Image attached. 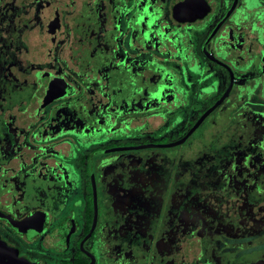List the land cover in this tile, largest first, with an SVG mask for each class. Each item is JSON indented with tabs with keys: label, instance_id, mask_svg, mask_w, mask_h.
<instances>
[{
	"label": "flooded vegetation",
	"instance_id": "flooded-vegetation-1",
	"mask_svg": "<svg viewBox=\"0 0 264 264\" xmlns=\"http://www.w3.org/2000/svg\"><path fill=\"white\" fill-rule=\"evenodd\" d=\"M40 24L74 33L75 66L54 41L49 62L22 57ZM209 109L174 169L134 152L159 140L74 142L170 118L188 124L179 141ZM0 212L5 264H264V0H0Z\"/></svg>",
	"mask_w": 264,
	"mask_h": 264
},
{
	"label": "rangeland",
	"instance_id": "rangeland-1",
	"mask_svg": "<svg viewBox=\"0 0 264 264\" xmlns=\"http://www.w3.org/2000/svg\"><path fill=\"white\" fill-rule=\"evenodd\" d=\"M63 5L67 4V6H69L70 1L71 0H59ZM77 1V3L79 4L80 0H75V2ZM32 14V11H31ZM32 19L35 20V22L37 24H39V21L41 22H48L52 20L53 17V13L52 11L42 14V20H40L38 17L34 18L33 16H31ZM37 20H39L37 22ZM53 23V22H52ZM34 24V23H33ZM45 25L40 24L39 25H35L37 27H34L32 30H30L27 33V41L29 43V50H24L22 57L25 60H29V61H33L36 64H41V63H45V62H49L51 60V54H52V50L51 48L53 47H58L62 50V57L67 59L69 64L71 66L74 65V62L71 61V52L73 49H75L78 46L77 43V37L71 36L68 37L65 34H61L59 33L56 38H53L52 41H50L49 39L53 36L52 35V31L48 30V28H45ZM54 41V43L52 44V42ZM50 54V55H49ZM75 66V65H74ZM67 73V70L64 71ZM171 74L174 75V77H177L175 74V71H172V69L169 70V76L171 77ZM71 75V73H70ZM73 76V75H72ZM74 84L76 85V87H78V89L82 87V83L79 80V77L77 75H74ZM39 94V93H38ZM45 93L41 92L39 94V108H36L35 110V114H38L39 112H43L46 111L48 108L47 106L50 104L48 102V99L44 96ZM32 104H34L32 102ZM31 110H33V107H30ZM31 110H27L29 112H31ZM18 109H14L13 112L18 113ZM26 111V112H27ZM34 111V110H33ZM31 117V116H30ZM176 118V117H175ZM173 120V121H171ZM17 123H19V120H17ZM125 124V123H124ZM188 124H184L179 122V119H175L174 118H170L169 122H168V126L167 123H165V125H161L160 128H157L153 131H148L145 132L144 134H139L138 132L133 133L132 135H127L124 134L123 129H120L118 127L119 132L117 134L111 135V132H104L102 133L101 131H97L95 129H92L90 132V135L85 134L84 136H81L79 133H74L78 140L74 141L75 143H77L80 146V152H90L92 149L94 148H104L105 146L112 144H116V145H138V144H142L146 141H154V140H159L160 143H170V142H175L176 140L180 139L183 136V133L186 131ZM167 127V128H166ZM169 127V128H168ZM166 128V129H165ZM117 130V131H118ZM150 130V129H149ZM88 136V138H87ZM191 139L186 141L185 143L182 144H178L175 146H169V147H162V148H146V149H140L137 151H134L135 153H145L147 154L148 152L151 153L154 151L156 153H158L159 155H163L164 159L163 162L164 164H166L168 167L174 169L176 168V166H178L180 164V161L182 159L183 156H186L187 154V150L190 148L191 142L193 140V137H190ZM77 151H75L76 153ZM111 154V153H110ZM105 155H96L95 156V169L97 170L98 173V166L97 164L99 163L98 161L103 158ZM79 155L78 153L75 154L74 157V171H76L78 174H81V172L83 173V169L81 168V164L78 162L79 160ZM76 176H78L76 174ZM79 179H77V185H79ZM1 227V225H0Z\"/></svg>",
	"mask_w": 264,
	"mask_h": 264
},
{
	"label": "water",
	"instance_id": "water-1",
	"mask_svg": "<svg viewBox=\"0 0 264 264\" xmlns=\"http://www.w3.org/2000/svg\"><path fill=\"white\" fill-rule=\"evenodd\" d=\"M73 92V88L71 90H68V92H64V93H60V95H64L67 93H72ZM211 110L209 109L200 119L199 121L195 124V126L179 141L170 143V144H161L158 146H171V145H175L178 143H182L186 140V138L191 134V132L198 126V124L202 121V119L210 112ZM149 146H156V145H149ZM121 148H125V147H121ZM120 148V149H121ZM127 148V147H126ZM109 150H113V149H109ZM109 150H103V151H97L95 153H100V152H106ZM93 154H91L90 156V171H91V176H92V180H93V186H94V194H95V215H97V189H96V184H95V175H94V171H93V164H92V159H93ZM1 216H5L2 212H0ZM15 226H19L18 223H13ZM5 241H3L0 237V264H5V248H7V246H5Z\"/></svg>",
	"mask_w": 264,
	"mask_h": 264
},
{
	"label": "trees",
	"instance_id": "trees-1",
	"mask_svg": "<svg viewBox=\"0 0 264 264\" xmlns=\"http://www.w3.org/2000/svg\"><path fill=\"white\" fill-rule=\"evenodd\" d=\"M78 27H77V31L79 32V34H82V24L78 23ZM9 31L11 32H16V29L14 28V25L10 24L9 25ZM17 42V41H15ZM13 56V55H12ZM12 58V57H11ZM30 88L31 87H21V86H17V85H10L9 90L11 92V95L13 98H28L32 93H30ZM16 100V99H15ZM18 102V100H16ZM18 103H10L9 106L12 107L14 105H17Z\"/></svg>",
	"mask_w": 264,
	"mask_h": 264
}]
</instances>
